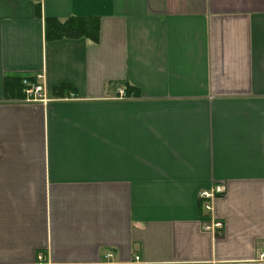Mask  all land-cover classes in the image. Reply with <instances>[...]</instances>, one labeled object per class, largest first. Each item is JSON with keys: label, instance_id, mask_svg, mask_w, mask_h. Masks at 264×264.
<instances>
[{"label": "crops", "instance_id": "crops-1", "mask_svg": "<svg viewBox=\"0 0 264 264\" xmlns=\"http://www.w3.org/2000/svg\"><path fill=\"white\" fill-rule=\"evenodd\" d=\"M72 16L97 40L46 36ZM19 72L45 99L6 97ZM263 249L264 0H0V264Z\"/></svg>", "mask_w": 264, "mask_h": 264}, {"label": "trees", "instance_id": "trees-1", "mask_svg": "<svg viewBox=\"0 0 264 264\" xmlns=\"http://www.w3.org/2000/svg\"><path fill=\"white\" fill-rule=\"evenodd\" d=\"M46 36L48 38L81 37L86 36L94 40L98 38L97 20L92 17L72 16L65 21L57 18L46 19ZM29 77L34 80V76L25 73H12L5 83L6 97H25L23 79Z\"/></svg>", "mask_w": 264, "mask_h": 264}, {"label": "built area", "instance_id": "built-area-1", "mask_svg": "<svg viewBox=\"0 0 264 264\" xmlns=\"http://www.w3.org/2000/svg\"><path fill=\"white\" fill-rule=\"evenodd\" d=\"M36 81H33L29 77H25L23 79L24 84V92L27 100H42L45 99V96L42 93L43 84L38 79L43 77L42 73H38L34 76ZM224 187L221 185H216L210 189H203L199 192V200L202 208L207 212L208 215L214 210V200L224 193ZM211 216V215H210ZM223 226L222 221L212 219L211 222H207L205 224L206 229H211L213 227L221 228ZM138 259V256H135ZM258 258L260 260H264V249L259 252ZM37 264H131V262L115 260L114 254L112 251H107L102 258L94 262H78V263H53L49 262L44 258V255L40 253L38 255V263Z\"/></svg>", "mask_w": 264, "mask_h": 264}]
</instances>
